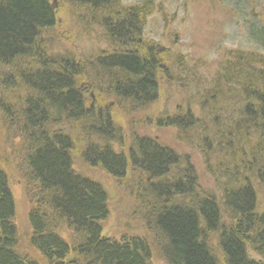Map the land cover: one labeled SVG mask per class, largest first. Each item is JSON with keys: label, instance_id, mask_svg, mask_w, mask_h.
Returning <instances> with one entry per match:
<instances>
[{"label": "trees", "instance_id": "obj_1", "mask_svg": "<svg viewBox=\"0 0 264 264\" xmlns=\"http://www.w3.org/2000/svg\"><path fill=\"white\" fill-rule=\"evenodd\" d=\"M207 1L214 2L194 3ZM255 1L263 7L256 16L264 20L259 14L264 0ZM74 2V8L93 16L86 23H97L105 41L122 49L90 62L93 80L102 84L89 88L102 96L95 103L78 89L86 70L73 57L47 56L51 47L44 35L56 25L49 0H0V115L14 118L16 138L26 141L21 152L27 154L24 182L31 204V247L46 264H264V209L259 205L264 194V54L223 52L220 69L209 82L211 124L195 119L191 110L180 117L159 116L153 123L158 128L171 125L182 140L209 157L216 195L201 185L189 156L181 157L146 135L153 121L143 116L159 99L161 64L155 44L145 42L148 51L141 55L138 40L162 6L156 0H140L131 7H124L122 0ZM235 2L224 0L229 6ZM214 3L218 6L219 1ZM169 22L165 19L166 29ZM173 27L174 17L170 31ZM261 29L254 25L249 37L264 40ZM115 71L120 77L112 75ZM186 74L196 86L208 79ZM23 88L27 97L21 98ZM112 98L133 122L129 144L128 133L113 121L114 106L107 105ZM10 102L19 108L23 126ZM70 125L73 136L61 129ZM76 158L115 182L126 181L128 172H134L126 188L136 204L134 215L143 212L149 242L144 237L117 240L103 235L109 195L98 182L75 171ZM15 213L11 183L0 168V264H40L19 249ZM63 232L70 234L71 242L60 236ZM249 250L260 259L251 258Z\"/></svg>", "mask_w": 264, "mask_h": 264}, {"label": "rangeland", "instance_id": "obj_2", "mask_svg": "<svg viewBox=\"0 0 264 264\" xmlns=\"http://www.w3.org/2000/svg\"><path fill=\"white\" fill-rule=\"evenodd\" d=\"M139 1L122 0V5L131 7L138 4ZM156 1L163 8L161 7L162 10L159 14H155L153 18L149 19L143 38L138 40V43L142 46L137 50L139 54L144 55L148 51V46L144 43L148 41L154 43L156 56L161 64L158 72L160 77L159 99L155 105L146 109V114L143 116L145 118L149 117L153 121L146 135L163 144V146L173 149L181 157L189 156L196 173L201 179V185L205 190H210L217 195L218 192L213 190L216 185H214L213 175L209 171L210 163L207 160L209 157L206 158L204 152L182 140L180 132L176 131L171 125V127L158 128L153 123L159 116H164L163 118L167 119L172 116L180 117V115L185 116L191 110L195 119L201 123L204 122L206 125L211 124V114L214 109L210 102L209 89L213 86L209 82L212 80L213 72L216 71L217 67L220 69L219 63L224 58L223 52L234 50L239 54V50H250L247 53L259 54L258 56L264 54V40L256 42L249 37V32L254 25L263 28L261 30L264 31V20H260L256 16L263 7L260 8L261 4L255 0H235L237 1L235 2L236 5L232 3L233 6L225 4L224 0H213L217 3L219 1L218 6L223 10L221 13L217 4L210 1L205 3H194L197 0ZM49 2L54 9L56 25L44 35L45 41L51 47L48 49L47 56L51 59L73 57L75 63L81 65L84 71L86 70L83 78H81L84 81H78V89L83 90L86 101L95 103L94 100L102 98V96L99 91L93 89L91 91L89 88L92 85L97 88V85L101 86L102 84L100 81L95 82L93 80L95 70L90 62L98 61L99 55L102 53L110 56L112 52H121L122 49L115 47L116 45L111 46L105 41L104 36L106 33L97 23H94V21L90 24L86 23L87 20H92L91 17L93 16L78 10L79 6H77L78 9L74 8V0H49ZM185 4L187 7H184ZM251 7L257 10L253 12L254 8ZM259 14L264 18V12ZM173 17L174 27L170 31ZM165 19L170 21L168 29L165 28ZM136 49V47L131 48L129 52ZM218 54L219 57L216 58ZM187 62L191 64L188 65ZM21 68L27 69V66ZM207 70H210V72H207ZM2 71L6 75L10 73V70L2 69ZM168 72L170 75L167 74ZM186 72L191 75H194L195 72L199 77L205 76L208 79L207 81L204 80V84L201 83L200 86H196ZM112 75L117 78L120 77L117 71ZM229 86L233 87L232 85ZM26 91L25 88L22 91L20 90L19 97H27ZM216 94L214 93L218 98ZM1 97L2 95L0 100H3V97ZM5 99L7 100V98ZM91 105L87 103L88 107ZM107 105H110L111 108L114 106L111 110L113 121L124 132L128 133L125 141L128 140L126 142L129 144V132L133 129V122H130L127 117L130 114L128 111L122 112V106H119L122 104H118L113 98L108 99ZM13 107L17 109V112L13 114L15 119L23 126L24 120L19 108L15 104H13ZM204 107L209 111V116ZM222 112L219 111L218 113L222 114ZM1 115L0 168L7 173L9 183H11V192L14 194L16 205L15 225L19 230L20 238L19 249L23 254L37 260L40 264H46V261L30 245L32 229L28 223V212L31 209V204L25 191L26 183L24 182V175L27 173L24 158L27 154L21 152V148H23L26 141L16 138L19 133L16 123H13V116V119H7ZM61 129L64 133L73 136L71 125L68 128L61 126ZM124 153L127 154V150ZM211 160L217 162V160ZM73 168L80 175L98 182L109 195L108 211L110 215L103 226V235L106 238L119 240L122 237L137 236L144 237L147 242L151 240V234L147 232L142 219L143 212L139 209V213L134 215L136 204L132 200L129 191L127 192V183L134 179V172H128L126 181L115 182L102 170L86 167L78 158H76ZM138 178L137 175L136 179ZM263 196L262 198L259 197L261 210L264 209ZM60 236L68 242L72 241V237L67 232L61 233ZM249 255L251 258H256V260L260 259L252 250H249ZM155 264H158V262H155Z\"/></svg>", "mask_w": 264, "mask_h": 264}, {"label": "water", "instance_id": "obj_3", "mask_svg": "<svg viewBox=\"0 0 264 264\" xmlns=\"http://www.w3.org/2000/svg\"><path fill=\"white\" fill-rule=\"evenodd\" d=\"M54 7H55V5H54Z\"/></svg>", "mask_w": 264, "mask_h": 264}]
</instances>
